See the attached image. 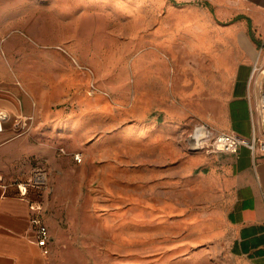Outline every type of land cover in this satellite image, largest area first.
<instances>
[{
  "label": "rangeland",
  "instance_id": "obj_1",
  "mask_svg": "<svg viewBox=\"0 0 264 264\" xmlns=\"http://www.w3.org/2000/svg\"><path fill=\"white\" fill-rule=\"evenodd\" d=\"M237 2L0 0V75L77 121L21 128L17 179L46 176L48 264H229L195 142L231 93Z\"/></svg>",
  "mask_w": 264,
  "mask_h": 264
},
{
  "label": "crops",
  "instance_id": "obj_2",
  "mask_svg": "<svg viewBox=\"0 0 264 264\" xmlns=\"http://www.w3.org/2000/svg\"><path fill=\"white\" fill-rule=\"evenodd\" d=\"M237 7L229 27L237 42L230 55L237 59L231 93L222 117L210 119L218 131L252 139L264 134V0H238ZM44 104L33 97L25 79L0 75V264H48L31 223V203H43V188L25 190L17 179L28 166L33 141L31 132L21 128L26 120L33 125L50 120L54 129L69 122L73 131L76 118L73 111L50 114ZM64 115L69 118L61 119ZM207 156L212 165L204 175L216 187L211 200L215 236L229 264H264V153L241 146L236 155ZM41 215L47 224L44 207ZM49 244L51 249V233Z\"/></svg>",
  "mask_w": 264,
  "mask_h": 264
},
{
  "label": "built area",
  "instance_id": "obj_3",
  "mask_svg": "<svg viewBox=\"0 0 264 264\" xmlns=\"http://www.w3.org/2000/svg\"><path fill=\"white\" fill-rule=\"evenodd\" d=\"M28 120L22 123V127L27 126ZM198 136L196 138V149L206 151L209 154L214 153H230L238 154L241 146H247L253 154L257 150L264 153V134L252 139H246L237 136L232 132L218 131L206 123H202L198 127ZM264 133V132H263ZM76 160L81 161L80 154L75 156ZM45 173L41 170H37L34 176L26 183L21 184L26 190L28 186L43 187L46 184ZM26 193V192H25ZM31 209L35 211L34 216L31 219V223L35 227L36 243L41 247L44 255L50 254V232L47 224L45 223L41 211L43 209V203L33 202L31 203Z\"/></svg>",
  "mask_w": 264,
  "mask_h": 264
},
{
  "label": "bare ground",
  "instance_id": "obj_4",
  "mask_svg": "<svg viewBox=\"0 0 264 264\" xmlns=\"http://www.w3.org/2000/svg\"><path fill=\"white\" fill-rule=\"evenodd\" d=\"M137 5V4H136ZM83 54V53H82Z\"/></svg>",
  "mask_w": 264,
  "mask_h": 264
}]
</instances>
